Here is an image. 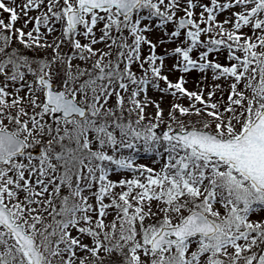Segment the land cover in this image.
I'll return each instance as SVG.
<instances>
[{"label": "snow or ice", "instance_id": "obj_1", "mask_svg": "<svg viewBox=\"0 0 264 264\" xmlns=\"http://www.w3.org/2000/svg\"><path fill=\"white\" fill-rule=\"evenodd\" d=\"M0 264H264V0H0Z\"/></svg>", "mask_w": 264, "mask_h": 264}]
</instances>
